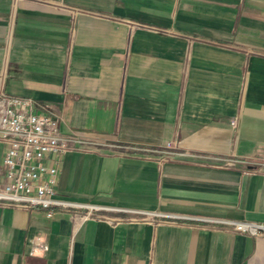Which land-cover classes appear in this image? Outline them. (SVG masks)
<instances>
[{
    "label": "crops",
    "instance_id": "0c3cea01",
    "mask_svg": "<svg viewBox=\"0 0 264 264\" xmlns=\"http://www.w3.org/2000/svg\"><path fill=\"white\" fill-rule=\"evenodd\" d=\"M0 90L95 143L55 189L99 209L0 205V264H264L208 222L264 225V0H0Z\"/></svg>",
    "mask_w": 264,
    "mask_h": 264
},
{
    "label": "built area",
    "instance_id": "2783aa9c",
    "mask_svg": "<svg viewBox=\"0 0 264 264\" xmlns=\"http://www.w3.org/2000/svg\"><path fill=\"white\" fill-rule=\"evenodd\" d=\"M232 127L235 122L231 123ZM0 141L5 144L2 158L3 184L0 187V205L24 210L38 208L52 217L54 210H88L82 217L99 211L59 198L56 192L58 165L67 152L84 145H94L59 130L58 120L51 114L35 112L30 100L13 97L0 90ZM169 147V146H168ZM232 167L244 164L226 160ZM147 216V214H144ZM231 227L251 237L264 238V225L236 221H208Z\"/></svg>",
    "mask_w": 264,
    "mask_h": 264
}]
</instances>
